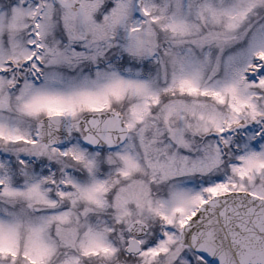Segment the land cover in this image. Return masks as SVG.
Returning <instances> with one entry per match:
<instances>
[{
	"label": "snow or ice",
	"instance_id": "6c2138e0",
	"mask_svg": "<svg viewBox=\"0 0 264 264\" xmlns=\"http://www.w3.org/2000/svg\"><path fill=\"white\" fill-rule=\"evenodd\" d=\"M0 264H264V0H0Z\"/></svg>",
	"mask_w": 264,
	"mask_h": 264
}]
</instances>
